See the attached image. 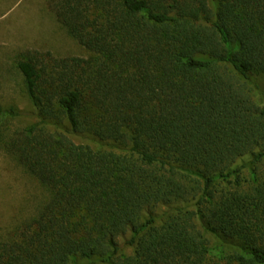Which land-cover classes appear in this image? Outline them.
<instances>
[{"label": "trees", "instance_id": "1", "mask_svg": "<svg viewBox=\"0 0 264 264\" xmlns=\"http://www.w3.org/2000/svg\"><path fill=\"white\" fill-rule=\"evenodd\" d=\"M48 2L88 55L14 62L0 147L44 198L0 264H264V0Z\"/></svg>", "mask_w": 264, "mask_h": 264}, {"label": "rangeland", "instance_id": "2", "mask_svg": "<svg viewBox=\"0 0 264 264\" xmlns=\"http://www.w3.org/2000/svg\"><path fill=\"white\" fill-rule=\"evenodd\" d=\"M27 51L49 52L55 57L87 56L88 52L71 38L57 22L48 0H0V104L13 106L19 115L8 121L7 131H16L35 120L33 108L24 91L21 75L14 67ZM261 87L262 78H251ZM253 92L256 90L254 88ZM76 142L94 143L84 138ZM249 160V159H248ZM246 158L244 161L247 162ZM243 177L248 172L243 171ZM43 188L28 175L23 167L0 147V235L18 221L30 217L44 198ZM180 205V204H176ZM165 206L155 211L160 214ZM128 233L126 234V237ZM120 252L130 254L132 247L118 238Z\"/></svg>", "mask_w": 264, "mask_h": 264}]
</instances>
